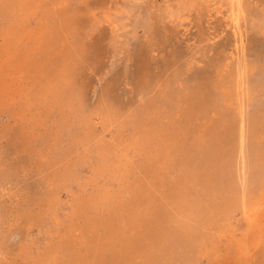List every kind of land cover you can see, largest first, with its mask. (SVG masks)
Masks as SVG:
<instances>
[{
    "label": "rangeland",
    "instance_id": "obj_1",
    "mask_svg": "<svg viewBox=\"0 0 264 264\" xmlns=\"http://www.w3.org/2000/svg\"><path fill=\"white\" fill-rule=\"evenodd\" d=\"M33 1L46 103L0 96V264H264V0L238 31L225 0Z\"/></svg>",
    "mask_w": 264,
    "mask_h": 264
},
{
    "label": "bare ground",
    "instance_id": "obj_2",
    "mask_svg": "<svg viewBox=\"0 0 264 264\" xmlns=\"http://www.w3.org/2000/svg\"><path fill=\"white\" fill-rule=\"evenodd\" d=\"M14 1H16L13 3V4L16 3L14 5L15 14L17 18L20 19V21H18L20 23H19V27H15V29L11 26L12 29L14 30V31H11L13 33L7 34L8 32L5 31L6 32L5 34L3 32L6 36H3L2 38L3 42L0 41V96L4 98L10 97V94H12V97H14V95H17L16 97L18 98L19 97L22 98L23 96H26V97L30 96V99L29 97L27 99L29 100V103H31L32 101L36 104L39 102L41 103L42 101L44 103L45 102L44 100H46V98L44 97L45 92L44 90H41V88H40V91L36 90L37 94L35 96H32L33 94L32 88L34 87V86L32 87V85L34 84L35 75L33 76L31 74L29 75L30 73L29 70H31V68L30 69L28 68L31 67V65L34 66V63H33L34 56L33 55L35 54V52H37V50H40L42 48L43 39L45 38V30L42 29L38 32H33L31 29L28 28V24L26 23L27 17L28 16L31 17L37 11L35 10V13H33V10H34L33 6H36L33 0H14ZM225 1H228L227 2L228 8L226 9V11L229 12L227 14L226 19L228 20L231 27H234L238 31L241 25L240 21L242 19L241 12H240L241 2L240 0H225ZM11 2L13 1L10 0V3ZM223 6H224L223 3H221L220 5L215 7V10L219 14H221ZM36 8L38 7L36 6ZM18 16H21V17H18ZM27 22H28V19H27ZM12 25L14 26L15 24H12ZM9 29L11 30L10 27L8 28V30ZM23 39L28 41V43H31V47H30V50L23 49V53H21L22 50L19 49V47L22 46ZM24 54L28 56H25ZM61 75H59L58 77H60ZM31 77L33 79L28 80ZM58 77L56 76L55 78V81H54L55 85H57L58 82L60 83L62 80V79L60 80V78ZM38 83L39 82H37V84ZM52 88L50 87L48 89L50 94L51 93L53 94L54 90ZM48 90L46 91L48 92ZM34 103H31V104L34 105ZM41 104H38L37 106H40ZM251 213H249V217H255V215H252Z\"/></svg>",
    "mask_w": 264,
    "mask_h": 264
}]
</instances>
